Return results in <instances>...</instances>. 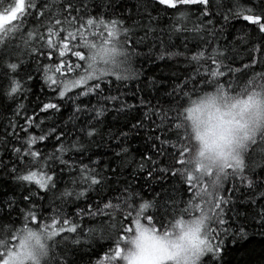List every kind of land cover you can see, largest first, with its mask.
<instances>
[{
	"label": "snow or ice",
	"instance_id": "snow-or-ice-1",
	"mask_svg": "<svg viewBox=\"0 0 264 264\" xmlns=\"http://www.w3.org/2000/svg\"><path fill=\"white\" fill-rule=\"evenodd\" d=\"M159 5L166 6L163 11L174 9L173 22L167 29L158 26L160 17L153 16L149 11L147 0H141L137 6V18L127 25L124 19H105L104 14L91 15V0H0V17L4 20L0 23V93L9 101H18L26 98L31 90L30 82H34L33 71L39 74L42 81L41 91L47 89L49 95L45 101L39 102V113H45L51 120L61 113L62 108L69 107L71 112L66 120L58 125L45 130V119L38 122L34 116L27 115L24 103H16L13 109V117L9 118L0 144H11V154L20 161L23 172H18L16 165L9 167L8 163L0 161V169L5 170V176L12 175L14 181L35 185L45 194L52 193L48 197V211L45 216L44 205H37L33 199L37 192H29L23 197L27 203L26 208L15 207L17 201L14 198L6 199L2 203L7 208L8 225L0 226V264H68L66 253L68 245L88 246L97 242H107L108 249L90 264H120L122 242L127 234L135 230L137 239L150 241L151 246L158 250L153 264H202V258L207 259L206 254L213 258L222 251L217 239L218 234L224 230L225 224L223 209L229 202L221 192H210L207 177L201 179L188 171L186 156L190 149L187 146V133L181 126V109L183 103H179L180 96H186L184 89L189 83L196 85L204 81L205 86H210L215 91H203L198 101H193L194 109L188 111L206 112L211 120L215 121L214 127L218 131L220 143L217 150L223 152L226 147L241 140H247V152L243 160L233 157L234 164L229 165L232 175V186L235 181L251 187L252 179L246 175L249 163L255 155H260L264 160V134L250 139L247 125L237 119L253 104L257 106V119L260 118L259 108L261 102L256 99L258 93L250 92L246 98L232 95L237 90L255 89L257 82L264 84V70L253 71L251 76L243 83L234 78L241 71L232 66L235 49L219 43L213 47L218 35H222L225 25L232 20L245 21L254 26L257 33L255 42L248 49L253 54L251 63L244 64V69H252L258 62L264 65V61H258L256 53H264V0H250L244 4L241 0H156ZM108 0H101V6L108 10ZM197 6V19L191 20V10L187 6ZM141 8L143 12H141ZM131 18L132 10L128 9ZM213 17H221L223 24L220 29L215 28L216 21ZM189 23L191 27H189ZM209 26H212L211 28ZM138 31L144 35L136 39V44L151 41L149 52L152 55L159 41L160 51L156 54V60H171L176 57H185V68H192L183 85L177 83L172 91L165 92L169 98H175L177 103L163 107L159 102L153 106L141 97L139 107L146 108L143 119L131 125L130 132L139 134L145 131L146 138L152 142V148L157 149L158 155H163L170 163L159 169H153L160 173H171L179 176L189 187L193 189L188 201L181 200L177 205L174 201L170 205L172 219L165 225L163 219L157 221L154 212L155 202L143 200L138 192L132 188L131 182H127L123 189H117L120 193L107 200L80 207L77 203L86 197L91 191H97L102 196L104 186L111 177L104 173L108 170H97L89 164L83 163V159L77 161L75 154L83 157L91 151L93 146L100 147L104 142L102 129L103 117L112 105L117 114L131 110L136 105L121 103L116 108L118 96L111 95L112 77L115 81H129L128 77L110 74L105 68H99V63L107 64L117 52V47L126 50L127 55H136L130 52L128 44L132 36ZM248 30L238 37L242 43L248 44L252 37ZM192 33L198 40L197 50L191 56L185 55L188 45L184 43V52L172 51L166 46L163 36L168 35L170 43L173 35ZM185 41L188 37H184ZM207 47H201L200 45ZM71 45V47H70ZM135 47V45H133ZM76 58L69 62L68 53ZM35 63L31 67L29 60ZM44 57L43 61L41 57ZM171 75H176L172 73ZM247 75V73H245ZM138 74L131 80L136 79ZM164 81L149 78L148 87L162 86ZM140 89H138L139 91ZM88 98V103L84 102ZM95 98V103H92ZM231 100V103L229 101ZM24 113V123L19 122L21 113ZM155 117V119H153ZM39 130V135L31 134V129ZM243 131L241 137L239 133ZM130 132H120L119 135L109 132L107 140H115L121 145L120 150L114 155L122 158L129 153L127 144ZM23 133V137L20 135ZM201 137L202 151L207 147L204 138L206 134L197 133ZM173 136L175 140L173 141ZM100 137V142L97 141ZM54 139L55 146L52 151L41 150L34 147L40 142ZM15 141V143H14ZM17 143L19 146H17ZM216 143V140L213 141ZM46 147V146H45ZM9 151L7 147L0 150V156ZM72 154V155H69ZM147 161L153 165L157 163L151 156ZM92 165H98L99 160L91 161ZM59 166V167H58ZM126 166V165H125ZM145 169V163L141 162L139 170ZM113 173L117 172L112 168ZM123 171V167L120 168ZM133 170V178H135ZM67 174L69 179L64 181L65 187L57 195L58 184L61 177ZM149 177L153 172L149 171ZM120 177L117 176V183ZM79 189V190H77ZM210 196V198H209ZM143 200L137 204V198ZM40 196L39 200H44ZM194 205V207H193ZM207 205V213H205ZM70 206H75L74 212H69ZM189 208H192V219L185 220ZM199 209V211H197ZM158 211V209H156ZM4 209L0 208V212ZM18 211L22 221L20 227H15L16 221L11 219L12 213ZM167 214V213H166ZM264 222V210L260 213ZM89 220L99 219L100 223L90 226L85 231L81 224L84 218ZM146 218L148 223L142 222ZM210 218V219H209ZM205 219H208V227L203 239L200 238L201 228ZM50 221V222H49ZM159 224V227H149ZM132 225V227H126ZM148 225V226H146ZM39 228V232L34 231ZM164 230V235L158 233ZM171 229L180 232L179 241L170 239L173 236ZM41 234H44L48 243L42 242ZM74 234V235H73ZM185 239L190 241V247L184 248ZM34 242V243H33ZM140 252L123 256L126 264H133L144 254V247L138 245Z\"/></svg>",
	"mask_w": 264,
	"mask_h": 264
},
{
	"label": "trees",
	"instance_id": "trees-1",
	"mask_svg": "<svg viewBox=\"0 0 264 264\" xmlns=\"http://www.w3.org/2000/svg\"><path fill=\"white\" fill-rule=\"evenodd\" d=\"M141 0H108V10L105 12V9L101 6V0H91V15L99 16L101 13L104 14V18L113 19L121 18L124 19L127 25H131L132 20L141 18L145 19L146 17H137V6ZM244 4H249L250 0H241ZM149 5V11L152 12L153 16H159L158 26L161 28L167 29L169 25L173 22V16L175 13L174 9H168L163 11L166 6L159 5L156 0H147ZM191 10V20L195 21L197 19V6H187ZM132 10V16L129 18L127 10ZM141 12L143 9L141 8ZM4 19L3 17H0ZM216 21L215 28L220 29L221 25L224 23L221 17H213ZM189 27L191 24L189 23ZM210 28L212 26H209ZM248 30L252 37L251 41L248 44L241 42L238 37L244 35ZM143 31H138L131 37L128 49L130 52L136 53V55H127L126 50L120 48L117 49V52L112 56L111 61L107 64L99 63V68H105L109 71L110 74L119 75L122 78L128 77L129 81H115V77H112L111 84V95L119 97V100L115 104V107L118 108L121 106V103L126 107L127 105H136L137 107L132 108L129 111L122 112L117 114L112 105H109V111L103 117L104 125L102 129V136L104 137V142L102 146L96 147L93 146L89 153H86L83 157L79 154H75V159L77 161L83 159V163L89 164L92 167H96L97 170H104L105 166L108 167V170L104 173L106 176L111 177V180L104 186L102 190V196L97 194V191H91L86 194V197L78 201L80 207H87L89 205L100 202L103 198L104 202L113 196H117L120 193L117 189H123L127 182H131L132 188L135 192L140 194V197L143 200L149 202H155V209H150V212H154L155 218L157 221L163 219L165 225L173 218V210L170 207H165V205H170L173 201L179 205L181 200L188 201L190 196H192L193 189L189 187L179 176H173L171 173H160L159 171H154L153 169H159L170 163V160L163 155H158V146L154 150L152 148V142L146 138L145 131H140L139 134L130 132L131 125L137 123L143 119V114L147 110L146 108L139 107L141 103V97L147 102H150L151 105L155 106L159 102L163 107L167 108L170 104L175 105L177 101L175 98H169L165 95V92L172 91V88L175 84L179 83L183 85L184 80L192 68H185L186 63L185 57L180 56L174 59L168 60H156V54L160 51L159 41H156V48L152 55H147L149 52V47L151 41L136 44L135 41L138 37L143 36ZM188 37L185 41L184 37ZM257 33L254 29V26L248 25V22L232 20L224 27L222 35L217 36V40L213 42L212 46L215 47L218 42L220 47L225 46L229 49H235V59L232 64L234 68H239L241 71L236 74L234 78L240 83L246 81L249 78L253 71L260 72L264 70V65L257 63L253 66L252 69H244L243 65L251 63L253 54L248 51L251 47V43L255 42ZM166 46L169 50L172 51H181L184 52V43L188 45V51L185 53L187 56H191L197 50L198 40L194 37L192 33H185L182 35H173L171 42H168V35L163 36ZM135 45V47H133ZM201 47H207L206 45L201 44ZM71 47V45H70ZM258 61H264V53L255 54ZM69 62H74L76 58L71 55V52L68 53ZM26 60H29L25 56ZM44 57H41L43 61ZM31 67L35 68V63L29 60ZM176 73V75H171ZM247 73V75H245ZM138 74L136 79L131 80ZM34 82H30L31 90L27 93L26 98L21 97L18 101H9L5 99L2 93H0V137H3L5 133V128L8 125L9 118L13 117V109L16 106V103H24L27 110V115L34 116V113H39V102L37 98L39 97L40 101H45L49 93L47 89L41 91L42 81L39 74L33 71ZM149 78H154L157 81H164L162 86H157L156 88H149L148 82ZM256 88H264V84L257 82ZM255 88V89H256ZM138 89H140L138 91ZM211 88L210 86H205L204 81L193 85L189 83L187 88L184 89V92L187 93L186 96H180L179 103H183L184 107L181 109V126L187 133V146L189 140V132L186 129V125H190L192 131L195 133L194 139L200 141L201 137L196 133V127L208 123L207 118L203 117L202 119H196L189 109H194L193 101H198L202 95L203 91H208ZM253 89L247 90H237L232 93L234 95H240L246 92H249ZM84 102L88 103V98H84ZM92 103H95V98H92ZM71 112V108L65 107L62 108L61 113L56 116L54 119L49 120L46 117L45 113H39V115L34 116V119L37 122L41 119H45L44 128H47L58 125L62 120H66ZM192 114V115H191ZM24 113H21L19 122L24 123L23 120ZM155 119V117H153ZM200 130V129H199ZM31 134L39 135L40 132L36 128H32ZM130 132L127 144L129 148V153L126 157L122 158L116 157L114 153L120 150L121 145L117 144L115 140L108 141L107 134L109 132L119 135L120 132ZM200 133V131H199ZM264 134V130H261L258 135ZM23 137V133H20ZM257 135V136H258ZM256 137V136H255ZM253 137V139H255ZM175 137L173 136V141ZM97 141L100 142V137H97ZM15 143V141H14ZM17 146L19 144L17 143ZM46 146V147H45ZM55 146L54 139L51 141L40 142L34 147H39L41 150L52 151ZM3 147H7L9 151L4 152L0 156V161L8 163L9 167L13 164L16 165L18 172H23V166L20 164V161L14 158L11 154V144H0V150ZM189 148V146H188ZM234 147L232 146L231 151L221 158H229L232 155ZM204 151L200 152V155L203 156ZM72 155V154H69ZM151 156L153 160H156L157 163L153 165L150 161H147V157ZM98 159V165H92L91 161ZM141 162L145 163V169L143 171L139 170V165ZM126 165V166H125ZM59 167V166H58ZM123 167V171H120V168ZM225 173V179L227 183L225 184L221 195L224 198H228L229 202L224 206L223 216L225 224L223 225L224 230L218 234V247L222 250L215 254L213 258L211 255L206 254L207 259L202 258V264H264V222H262V217L260 215L261 211L264 210V160L261 159L260 155H255L254 158L249 163V170L246 172V175L249 176L253 181L251 187L246 184H241L239 180L235 181V188L233 190L232 175L233 173L229 169ZM112 168H116L117 172L113 173ZM135 171V178H133V170ZM149 171H152L153 174L149 177ZM188 171H190L188 169ZM191 172V171H190ZM198 176L203 179L204 175L200 173V166L197 165ZM117 176L120 177L119 183H117ZM69 179L67 174H64L61 177V183L58 184V189L56 194H59V191H62L65 187L64 181ZM79 190V189H77ZM37 192V196L33 199L36 201L37 205L43 204L45 211L44 215H50L48 211V197L52 196V193L45 194L44 192L39 191L35 185H28L26 183H19L14 181L12 175L5 176V170L0 169V202L14 198L17 203L15 207L26 208L27 203L23 200L25 195H28L29 192ZM40 196H45L44 200H39ZM210 198V196H209ZM139 197L137 198V204L143 202ZM194 207V205H193ZM0 208H3L4 211L0 212V226L8 225L9 217H7V208L2 203H0ZM158 209V211L156 210ZM69 212L75 211V206H70L68 209ZM199 211V209H197ZM167 213V214H166ZM185 220L192 219V208H189ZM12 220L16 221L15 227L21 226L22 218L18 211L13 212L11 216ZM50 222V221H49ZM142 222L147 224L148 221L146 218L142 219ZM100 223L99 219L89 220L87 217L84 218L81 227L86 231L88 227L95 226ZM156 227H159V224H155ZM126 227H132V225H126ZM208 225L206 226L207 230ZM39 229V228H38ZM176 229H171L174 232ZM40 231V230H39ZM164 232V230L162 229ZM206 231L204 232L205 236ZM74 235V234H73ZM44 243L47 244L48 241L44 236ZM122 247V245H121ZM108 249L107 242H97L94 246H73L68 245L66 259L68 264H90V261H95L103 255ZM124 249L122 247L121 256Z\"/></svg>",
	"mask_w": 264,
	"mask_h": 264
},
{
	"label": "clouds",
	"instance_id": "clouds-1",
	"mask_svg": "<svg viewBox=\"0 0 264 264\" xmlns=\"http://www.w3.org/2000/svg\"><path fill=\"white\" fill-rule=\"evenodd\" d=\"M208 91L214 92L215 90L210 89ZM250 92L258 93V95L256 96V99L261 102V106L259 108L260 118L257 119L258 109L255 104H253L242 115L238 114L236 118L241 120L247 125V131L249 134V138L253 139V137L257 136L261 130H264V88H256V89L250 90L249 92L240 94L239 97L246 98L250 94ZM232 95L234 94L230 93V96ZM229 103H231V100L229 101ZM186 129L189 132L188 146L190 149V151L187 153V156H186V163H187L188 169L194 175H199L197 173V165H199L200 173H202L205 177H207V184H208L209 191L215 192V193L221 192L225 184L227 183L225 179V173L228 171L227 166L234 164L235 161L231 157L227 159L218 157L215 151L209 150L211 148L210 142L207 144V147L204 149L203 156H201L200 155V152H201L200 141L194 139L195 133L192 131V128L190 125H186ZM247 143H248L247 140H242L239 146L234 147L233 155L243 160L247 152ZM205 213H207V205H205ZM207 225H208V219H205L204 224L202 225V228H201L202 235L206 231ZM149 227H155V225H151ZM34 231L39 232V229L34 228ZM158 234L160 236H163L164 232L161 230ZM179 234H180L179 231L174 230L173 236L169 238L170 239L178 238ZM41 239L43 241L44 234H41ZM138 245H142L145 251H144L143 256L140 259L135 260L133 264H141L142 259L148 256L152 250L151 242L138 240L135 230H133L131 233L127 234L126 239L122 242V247L124 251L122 253L120 264H126V262L123 260V256H127L130 253L140 252V248L138 247Z\"/></svg>",
	"mask_w": 264,
	"mask_h": 264
},
{
	"label": "rangeland",
	"instance_id": "rangeland-1",
	"mask_svg": "<svg viewBox=\"0 0 264 264\" xmlns=\"http://www.w3.org/2000/svg\"><path fill=\"white\" fill-rule=\"evenodd\" d=\"M117 47V46H116ZM117 49H119L117 47ZM193 114V116L196 118V119H202L203 117L207 118V120L209 121L208 123H204V125H200L199 126V129L197 126L196 127V130L201 134H206L205 135V139L207 141V144L210 142L211 144V148L209 150H212V151H215L216 155L218 157H223V156H226L232 149V146L235 147V146H239L241 144V141H238L237 143H234L232 145H230L229 147H226L224 149L223 152H220L217 150V145L220 143L219 141V138H218V131L217 129L214 127L215 125V121L214 120H211L208 116V114L206 112H197V111H192L191 112ZM191 114V115H192ZM200 121V120H199ZM247 131V129H246ZM197 134V133H196ZM239 135L242 137L244 135V132L241 131L239 133ZM216 140V143L214 144L213 141ZM200 144H201V140H200ZM201 149H202V145H201ZM231 158L233 157H237V156H234L233 153L231 156H229ZM227 159V158H225ZM176 231H179L178 229H176ZM180 233V232H179ZM181 234H179L178 238H173V239H176L177 241H179V237H180ZM200 238L203 239L204 238V234H200ZM44 243V239L42 241ZM183 247L184 248H188L190 247V241L188 239H185L184 243H183ZM158 255V250L157 249H154L152 248L151 252L149 253L148 256L144 257L141 261V264H153V261H154V257Z\"/></svg>",
	"mask_w": 264,
	"mask_h": 264
}]
</instances>
